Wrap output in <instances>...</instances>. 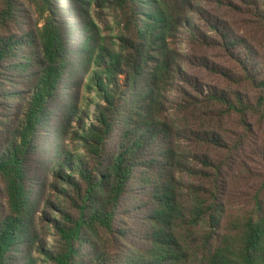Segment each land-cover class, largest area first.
<instances>
[{"label": "trees", "instance_id": "trees-1", "mask_svg": "<svg viewBox=\"0 0 264 264\" xmlns=\"http://www.w3.org/2000/svg\"><path fill=\"white\" fill-rule=\"evenodd\" d=\"M61 1L0 0V264H264V178L240 194L226 130L264 123V0L217 1L256 47L202 0ZM186 44L233 59L227 90L186 73Z\"/></svg>", "mask_w": 264, "mask_h": 264}, {"label": "rangeland", "instance_id": "rangeland-1", "mask_svg": "<svg viewBox=\"0 0 264 264\" xmlns=\"http://www.w3.org/2000/svg\"><path fill=\"white\" fill-rule=\"evenodd\" d=\"M218 0H202L200 6L207 12V16L211 20H217L220 27H226L227 30L235 35L243 36L249 40L252 46L256 47L255 41L258 40V33L254 32V25L252 18L248 17L243 11L239 12L228 6H218ZM225 2H232L240 6L235 0H223ZM65 8L69 6V0L61 1ZM107 5L94 6L90 16L92 21L101 30V34L105 36L110 32L113 18ZM68 20L78 27L79 19L67 15ZM199 24L202 30L210 35L209 25L203 19H200ZM108 25L109 28L106 26ZM77 32V31H76ZM76 37L80 38L81 34L76 33ZM183 60L182 66L186 73L202 84L205 89H225L228 87V82L223 74H219L217 69L226 68L235 72L237 64L229 57L224 50L218 48H207L203 46H196L195 44H186L182 47ZM240 91L245 94L249 93V97L256 95L250 92L247 88L240 87ZM250 127L243 128L235 122V120L226 121V130L233 134V137H240L242 139V147L238 153V163L235 165L232 173L242 174V187L240 188L241 195L251 194L253 189L260 185L262 178H264V123H261L257 118H248ZM240 164L245 166L240 168ZM244 177V178H243Z\"/></svg>", "mask_w": 264, "mask_h": 264}]
</instances>
